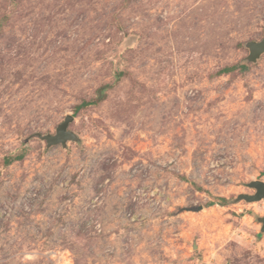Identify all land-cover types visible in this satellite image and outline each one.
Instances as JSON below:
<instances>
[{"label": "rangeland", "instance_id": "1", "mask_svg": "<svg viewBox=\"0 0 264 264\" xmlns=\"http://www.w3.org/2000/svg\"><path fill=\"white\" fill-rule=\"evenodd\" d=\"M263 37L264 0H0V264H264Z\"/></svg>", "mask_w": 264, "mask_h": 264}, {"label": "water", "instance_id": "2", "mask_svg": "<svg viewBox=\"0 0 264 264\" xmlns=\"http://www.w3.org/2000/svg\"><path fill=\"white\" fill-rule=\"evenodd\" d=\"M245 47L248 50L246 61L249 63H255L261 55H264V37L260 41L247 42ZM73 119V116L67 115L64 117L63 121L57 125L54 134H38L36 137L45 143L46 148L57 145L66 147L68 141L78 142L79 139L76 134L68 130V126L73 121ZM246 186L250 189H253L254 193L240 194L235 199L236 201L243 200L246 203H252L258 202L264 197V181H251L247 183ZM256 220H258V222L261 224V232H264V217H258Z\"/></svg>", "mask_w": 264, "mask_h": 264}, {"label": "trees", "instance_id": "3", "mask_svg": "<svg viewBox=\"0 0 264 264\" xmlns=\"http://www.w3.org/2000/svg\"><path fill=\"white\" fill-rule=\"evenodd\" d=\"M236 68H237L236 66L224 67V68L216 71V73L214 75L228 74L231 71H234ZM240 69L241 70H245L246 69V66L242 65V66H240ZM106 89H108L107 86H104V87L100 88L98 90L99 95L96 98V100L93 101V102H83V103H81L79 106H77L75 108L74 114L77 113V111H79L83 107H86V106H89L91 104H95V103H98V102L102 101L104 99V97H105L104 91ZM22 158H23V155L20 154V155L14 156L13 158H5L4 159V162H5V164H10L13 161H20ZM262 174H264V172ZM218 201L219 202H223L224 200L223 199H219ZM211 205H214V203L209 204V206H211Z\"/></svg>", "mask_w": 264, "mask_h": 264}, {"label": "bare ground", "instance_id": "4", "mask_svg": "<svg viewBox=\"0 0 264 264\" xmlns=\"http://www.w3.org/2000/svg\"><path fill=\"white\" fill-rule=\"evenodd\" d=\"M66 264V263H65Z\"/></svg>", "mask_w": 264, "mask_h": 264}]
</instances>
